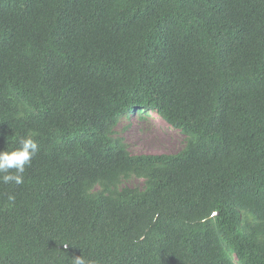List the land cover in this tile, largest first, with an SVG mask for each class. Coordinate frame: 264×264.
<instances>
[{
  "label": "trees",
  "instance_id": "trees-1",
  "mask_svg": "<svg viewBox=\"0 0 264 264\" xmlns=\"http://www.w3.org/2000/svg\"><path fill=\"white\" fill-rule=\"evenodd\" d=\"M147 110L181 150L115 136ZM29 134L0 264H264V0H0V151Z\"/></svg>",
  "mask_w": 264,
  "mask_h": 264
},
{
  "label": "rangeland",
  "instance_id": "rangeland-1",
  "mask_svg": "<svg viewBox=\"0 0 264 264\" xmlns=\"http://www.w3.org/2000/svg\"><path fill=\"white\" fill-rule=\"evenodd\" d=\"M127 113L129 117L127 114L121 116L115 136L124 138L132 154H172L185 146L186 136L169 125L155 111ZM143 185L144 180L138 177L122 182V186L143 187Z\"/></svg>",
  "mask_w": 264,
  "mask_h": 264
},
{
  "label": "clouds",
  "instance_id": "clouds-1",
  "mask_svg": "<svg viewBox=\"0 0 264 264\" xmlns=\"http://www.w3.org/2000/svg\"><path fill=\"white\" fill-rule=\"evenodd\" d=\"M38 151L39 145L31 134L20 138L18 147L13 150L0 151V182L21 185L24 182L25 169L31 165ZM8 199L13 201L15 197L9 195ZM71 264H92V262L83 255H79L72 257Z\"/></svg>",
  "mask_w": 264,
  "mask_h": 264
},
{
  "label": "bare ground",
  "instance_id": "bare-ground-1",
  "mask_svg": "<svg viewBox=\"0 0 264 264\" xmlns=\"http://www.w3.org/2000/svg\"><path fill=\"white\" fill-rule=\"evenodd\" d=\"M154 140H155V138H154ZM154 140H153V141H154Z\"/></svg>",
  "mask_w": 264,
  "mask_h": 264
}]
</instances>
